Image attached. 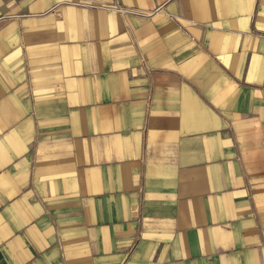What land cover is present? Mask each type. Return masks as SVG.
Wrapping results in <instances>:
<instances>
[{"label": "crops", "instance_id": "obj_1", "mask_svg": "<svg viewBox=\"0 0 264 264\" xmlns=\"http://www.w3.org/2000/svg\"><path fill=\"white\" fill-rule=\"evenodd\" d=\"M0 264H264V0H0Z\"/></svg>", "mask_w": 264, "mask_h": 264}]
</instances>
